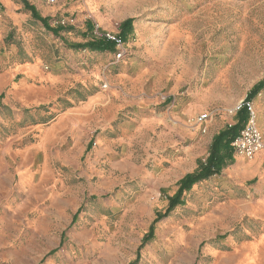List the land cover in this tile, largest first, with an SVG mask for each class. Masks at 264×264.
<instances>
[{
    "label": "rangeland",
    "instance_id": "obj_1",
    "mask_svg": "<svg viewBox=\"0 0 264 264\" xmlns=\"http://www.w3.org/2000/svg\"><path fill=\"white\" fill-rule=\"evenodd\" d=\"M9 1L0 264H264V165L239 170L227 150L167 212L210 129L235 125L227 111L264 81V0ZM128 19L121 59L73 47ZM250 102L264 142V90ZM203 112L201 134L186 121Z\"/></svg>",
    "mask_w": 264,
    "mask_h": 264
},
{
    "label": "trees",
    "instance_id": "obj_2",
    "mask_svg": "<svg viewBox=\"0 0 264 264\" xmlns=\"http://www.w3.org/2000/svg\"><path fill=\"white\" fill-rule=\"evenodd\" d=\"M24 6L31 12V15L37 21H40L44 27L48 28V18H42L36 11L34 6H30L27 3ZM86 27H88V31H92L93 27L87 22ZM120 35L119 37L125 40V36L132 29V19L125 20L120 26ZM53 31V30H52ZM74 48H87L93 52L100 51H108L113 52L115 50V46L113 43L98 40L93 42H87L86 44H76L73 46ZM264 90V81L256 84L250 92L247 94L245 100L251 101L260 91ZM239 119L237 123L233 126L226 127L221 130L212 140L211 145L209 147V153L204 162L199 164V168L191 173L186 174L179 182L178 189L176 193L168 199V208L167 212L171 211L175 206L181 203V196L184 192H187L191 189L193 185L196 183L205 181L210 177L218 175L221 169L224 167L225 163V152L231 151L230 143L234 137L237 136L240 129L242 128L243 123L246 120L245 111H241L238 113Z\"/></svg>",
    "mask_w": 264,
    "mask_h": 264
},
{
    "label": "built area",
    "instance_id": "obj_3",
    "mask_svg": "<svg viewBox=\"0 0 264 264\" xmlns=\"http://www.w3.org/2000/svg\"><path fill=\"white\" fill-rule=\"evenodd\" d=\"M57 1L58 0H44L48 5H54ZM93 37L98 40L101 39L113 43L116 50L114 55L115 60L121 59L124 54V49L122 40L119 36L109 32H99V30L95 29L93 31ZM104 88H106V85H104ZM241 111H245L246 120L237 136L231 141L230 147L235 155L251 160L264 148L263 137L257 127L256 116L250 101L242 100L233 108L229 109L227 113L232 116ZM209 120L210 113L203 112L188 118L186 124L190 128H196L197 131L204 134Z\"/></svg>",
    "mask_w": 264,
    "mask_h": 264
},
{
    "label": "crops",
    "instance_id": "obj_4",
    "mask_svg": "<svg viewBox=\"0 0 264 264\" xmlns=\"http://www.w3.org/2000/svg\"><path fill=\"white\" fill-rule=\"evenodd\" d=\"M4 1L10 2L9 0H4ZM0 3H1V0H0ZM192 96L195 99H199V95L198 94H196V95L192 94ZM232 116L235 117V116H238V114H235V115H232ZM238 119H239V116H238ZM237 121H236V123H237ZM228 126H230V124ZM221 130H223V128ZM213 131H214L213 129H210V133H209V137L210 138L209 139L211 140V142H212L213 138L219 133V131H217V132H213ZM210 145H211V143H210ZM236 161L238 163V169L239 170L249 171V173H254V172L259 171V170L262 169V166L264 165V153L263 154L262 153L261 154H257L255 156V158L250 160V161H245V159L242 158V157H238L236 159Z\"/></svg>",
    "mask_w": 264,
    "mask_h": 264
}]
</instances>
